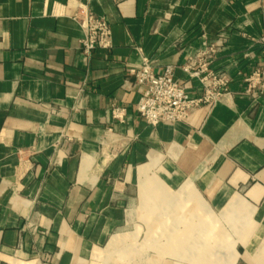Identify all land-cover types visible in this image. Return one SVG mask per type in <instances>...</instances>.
<instances>
[{
	"label": "crops",
	"instance_id": "0c3cea01",
	"mask_svg": "<svg viewBox=\"0 0 264 264\" xmlns=\"http://www.w3.org/2000/svg\"><path fill=\"white\" fill-rule=\"evenodd\" d=\"M85 9L112 30L89 55ZM262 37L264 0H0V264H264ZM212 42L228 90L148 124L130 69L199 97Z\"/></svg>",
	"mask_w": 264,
	"mask_h": 264
},
{
	"label": "built area",
	"instance_id": "2783aa9c",
	"mask_svg": "<svg viewBox=\"0 0 264 264\" xmlns=\"http://www.w3.org/2000/svg\"><path fill=\"white\" fill-rule=\"evenodd\" d=\"M74 19L85 32L81 40L82 51L91 54L97 48L111 46L112 30L108 20L85 9L77 12ZM264 55V37L261 39ZM222 45L212 42L199 52L197 56L183 66L191 76L200 79L204 93L199 97H191L185 84L175 77L173 66H167L163 73L157 74L150 60L145 59L138 67L130 69L136 84L143 87V93L137 104L139 115L150 125L177 124L186 121L200 106L214 103L219 96L228 90L230 78L226 72L208 70L217 57ZM246 91L252 94H264V66L252 72L246 79ZM116 117L120 118L121 109L116 108Z\"/></svg>",
	"mask_w": 264,
	"mask_h": 264
},
{
	"label": "rangeland",
	"instance_id": "374dc122",
	"mask_svg": "<svg viewBox=\"0 0 264 264\" xmlns=\"http://www.w3.org/2000/svg\"><path fill=\"white\" fill-rule=\"evenodd\" d=\"M147 236H148L147 225H146V227L145 226H142V230L140 232V238L146 239ZM147 253H149V252H147Z\"/></svg>",
	"mask_w": 264,
	"mask_h": 264
}]
</instances>
